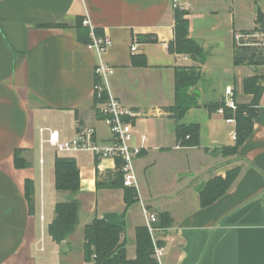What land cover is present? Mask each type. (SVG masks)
<instances>
[{"label": "crops", "instance_id": "obj_1", "mask_svg": "<svg viewBox=\"0 0 264 264\" xmlns=\"http://www.w3.org/2000/svg\"><path fill=\"white\" fill-rule=\"evenodd\" d=\"M198 1L206 10L190 24L189 37L206 53L203 64L169 52L173 0H0V264H93L83 254V232L93 219L122 229L132 261L136 230L146 224L139 201L157 217L168 215L156 234L164 246L162 264H264V89L252 132L233 154L228 150L235 147V121L207 109L224 103L227 87L235 105L249 104L252 95L243 93L242 83L264 75V66L235 65L231 32L244 29L246 21L223 4L228 22L222 26L218 8L211 10L222 1ZM178 2L184 10L189 1ZM80 17L112 42L104 56L114 68L111 93L131 110L147 111L136 121V129L147 134V149L134 161L139 186L129 205L115 160L88 152L59 154L44 142L46 133L39 135L49 128L69 139L85 125L98 141L109 138L94 104L95 54L76 39ZM135 57H143L146 66L135 67ZM194 66L201 74L193 87L199 107L178 125H198L199 138L197 146L184 147L168 109L175 104L174 70ZM15 151L24 168L15 166ZM58 157L75 160L78 192L55 189ZM233 169L237 177L227 192L200 206L206 184ZM71 200L78 203L76 226L56 243L48 234L54 207Z\"/></svg>", "mask_w": 264, "mask_h": 264}, {"label": "trees", "instance_id": "obj_2", "mask_svg": "<svg viewBox=\"0 0 264 264\" xmlns=\"http://www.w3.org/2000/svg\"><path fill=\"white\" fill-rule=\"evenodd\" d=\"M174 29L175 36L169 46V52L178 55H188L192 60L203 64L206 61V53H204L201 45L188 37L187 22L182 18V15L174 11ZM83 18H77L75 21L74 30L76 39L81 44L87 45L90 42L89 31L82 26ZM258 22H262L259 18ZM58 26V25H57ZM66 28L67 26H58ZM95 31V30H94ZM100 35L95 31V34ZM234 64L241 65L247 62L255 66H264V52H257L252 49L237 48L234 52ZM135 67H145V59L143 57H135L133 59ZM174 105L168 109L171 118L175 121L174 133L177 140H182V146L195 147L198 144L199 132L198 125H178V122L187 113L188 110L198 108V93L193 87L200 80L201 74L198 68L186 67L176 68L174 70ZM264 80V75L246 78L243 81V93L252 95L251 102L246 105H236L234 110H230L224 106V103H216L209 105L207 109L210 112H217L218 109H223V117L235 121V147L228 150L233 154L237 148L251 134L253 120L255 118V110L259 104V98L263 91V86L260 82ZM95 103V101H94ZM188 137V140H184ZM21 152L15 151L14 163L17 168H24L26 163L20 158ZM118 164V161H116ZM54 181L55 189L68 192L69 194L76 193L79 190V174L75 160L72 158L58 157L54 162ZM119 166V164H118ZM238 169L227 172L225 178H219L209 181L200 193V206L204 207L211 204L226 193L237 177ZM118 179L122 186L120 174L117 173ZM125 202L127 205L136 202L137 195L134 189L124 188ZM78 203L74 200L67 203H57L54 207L55 218L48 227V234L56 243L62 242L71 234L76 226ZM169 218L166 213H160L157 217L156 227L160 229L164 223H168ZM122 229L110 225L103 220L93 219L86 225L83 232L84 246L83 254L85 262H93V264H155L152 258V244L149 238L147 228H138L136 230V257L132 261L127 260L125 253V243L121 241L120 235ZM161 245V244H160Z\"/></svg>", "mask_w": 264, "mask_h": 264}, {"label": "built area", "instance_id": "obj_3", "mask_svg": "<svg viewBox=\"0 0 264 264\" xmlns=\"http://www.w3.org/2000/svg\"><path fill=\"white\" fill-rule=\"evenodd\" d=\"M172 7H176L175 0L172 2ZM82 24L89 31L90 42L87 46L95 54L96 64L93 71L95 76L93 90L97 114L106 127L109 138L105 142L98 141L95 130L85 125H78L75 134L69 139L62 138L58 130L49 128L39 129V135L42 136L46 133L48 138L44 142L59 154L69 155L88 152L93 154L98 160L110 159L118 161V173L122 180V187L132 188L135 193H138L139 183L134 161L147 149L145 146L147 134L141 133L136 129L139 113L122 105L109 89V79L114 74V68L104 60V56L111 48L112 42L108 37H98L88 19H83ZM260 24H262V27L245 34L244 37L240 35L234 36L237 48L252 49L259 53L264 52V15ZM130 45V52L135 53L138 45L133 42ZM223 102L228 109H235L236 105L232 101V87L226 88ZM218 112L223 114V109H218ZM226 122L232 123L234 119ZM139 203L146 223L145 228H147L151 239L152 258L155 264H162L165 252L164 246L160 245V241L156 237V234L160 231L156 227L158 223L157 216L142 207L141 201Z\"/></svg>", "mask_w": 264, "mask_h": 264}, {"label": "rangeland", "instance_id": "obj_4", "mask_svg": "<svg viewBox=\"0 0 264 264\" xmlns=\"http://www.w3.org/2000/svg\"><path fill=\"white\" fill-rule=\"evenodd\" d=\"M175 1H176V7L174 8V11H177V13L181 14L182 18L186 20L187 28H188V37H189L190 24L199 22V20L196 19L195 17L199 13V11L203 12L204 10H206V8L203 5L204 3H200L198 0L197 1L196 0H186L189 2L187 3L186 6L184 5L185 9L183 10L182 6L179 4L178 0H175ZM181 1H182V3L185 2V0H181ZM213 1H216V0H213ZM221 1L222 2H219V1L214 2L215 5L213 7H211V10L214 8H218V10H216L215 12L217 14H220L217 16L219 24L224 26V23L228 22L227 21L228 14L226 12L221 11L223 4L225 5L227 12L232 13L233 15L236 14V17H238L243 22L246 21V23H244V24H246V25H244V27H245L244 29L234 28L231 32V40L233 42L234 52H235V50L237 49V43L235 42V39H234L235 35H240V36L244 37L245 34L250 33L252 31H255L259 27H262V24H260V22H258V20H259V18H262V16L264 15V0H221ZM219 11H221V12H219ZM234 12H235V14H234ZM252 18L254 21H253V23L252 22L250 23V20ZM205 22H207V20H205ZM82 26H83V24H82ZM200 28H202V26ZM186 56H188V55H186ZM196 63H198V62H196ZM245 65L252 66V67H259V66H255L253 64H248L247 62H245L244 64H241L239 66H245ZM194 68H197V67L194 66ZM94 101H95L94 104H96L95 99H94ZM134 112H136V111H134ZM137 113H139L137 120L141 119V118L143 119V117H147V111H142V112H137ZM168 113H170V112H168Z\"/></svg>", "mask_w": 264, "mask_h": 264}]
</instances>
